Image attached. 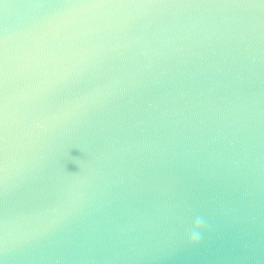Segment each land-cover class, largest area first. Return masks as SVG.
Listing matches in <instances>:
<instances>
[{
  "label": "water",
  "instance_id": "95a60500",
  "mask_svg": "<svg viewBox=\"0 0 264 264\" xmlns=\"http://www.w3.org/2000/svg\"><path fill=\"white\" fill-rule=\"evenodd\" d=\"M56 7L0 10V264H264V5L111 9L50 40Z\"/></svg>",
  "mask_w": 264,
  "mask_h": 264
},
{
  "label": "snow or ice",
  "instance_id": "6c2138e0",
  "mask_svg": "<svg viewBox=\"0 0 264 264\" xmlns=\"http://www.w3.org/2000/svg\"><path fill=\"white\" fill-rule=\"evenodd\" d=\"M42 3H55L56 10L46 19L45 24L50 28L46 38L56 40L60 36L58 29L67 28L77 23L81 16L88 13H101L111 9H148L166 6H189L196 3H225L240 7H253L264 5V0H41ZM8 0H0V10L6 9ZM11 59L9 49V37L0 35V187L6 180L8 164L5 158L8 136V66ZM25 62L30 61L29 56L24 57ZM71 75V74H70ZM70 75L61 77L58 80L44 82L42 87L45 90L55 89L62 86ZM30 94V92H29ZM96 92L70 99L60 109L54 112L49 118L48 124L63 122L75 115L78 110L88 105ZM37 127H44L38 124Z\"/></svg>",
  "mask_w": 264,
  "mask_h": 264
},
{
  "label": "clouds",
  "instance_id": "9594fccd",
  "mask_svg": "<svg viewBox=\"0 0 264 264\" xmlns=\"http://www.w3.org/2000/svg\"><path fill=\"white\" fill-rule=\"evenodd\" d=\"M202 219L197 217L191 231L189 238V244L192 246H197L200 243V232L202 229Z\"/></svg>",
  "mask_w": 264,
  "mask_h": 264
}]
</instances>
